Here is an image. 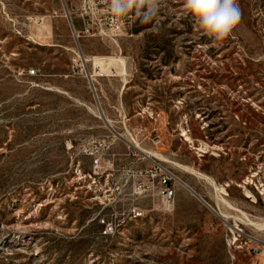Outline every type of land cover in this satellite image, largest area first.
Returning a JSON list of instances; mask_svg holds the SVG:
<instances>
[{"label":"rangeland","instance_id":"1","mask_svg":"<svg viewBox=\"0 0 264 264\" xmlns=\"http://www.w3.org/2000/svg\"><path fill=\"white\" fill-rule=\"evenodd\" d=\"M97 4L0 0V264H264V0L218 46L183 0L158 32ZM144 156L181 180L172 209L134 192Z\"/></svg>","mask_w":264,"mask_h":264},{"label":"clouds","instance_id":"2","mask_svg":"<svg viewBox=\"0 0 264 264\" xmlns=\"http://www.w3.org/2000/svg\"><path fill=\"white\" fill-rule=\"evenodd\" d=\"M90 8L99 10L97 0H88ZM114 22L139 21L151 24V32L160 28L163 0H99ZM183 12L191 16L194 26L217 46L232 35L240 21L238 0H183Z\"/></svg>","mask_w":264,"mask_h":264},{"label":"built area","instance_id":"3","mask_svg":"<svg viewBox=\"0 0 264 264\" xmlns=\"http://www.w3.org/2000/svg\"><path fill=\"white\" fill-rule=\"evenodd\" d=\"M27 75L36 76L38 75V71L36 68H29L27 70ZM117 135L121 136L120 134ZM113 141L114 140L112 139L111 143H107L104 139L95 140L93 142L94 143L93 147H87L84 149V153L90 156L92 159L93 174L98 173L99 169L101 168L102 160L104 159L103 156L106 154L109 145L112 144ZM130 154L134 155L133 152H130ZM112 156H114V154H112ZM145 157H147L150 160V164L144 168H141L138 171L132 169L133 166H130L126 170V173L128 175L127 178L137 179L136 182H133V186L135 188L134 192L136 194H142L143 192L149 189L148 182L144 181L148 179L150 181L152 188L155 187L157 189V195L159 196L161 205L164 207V209L170 210L174 206V202H175V188L172 182H175L176 180L179 181L180 183L182 182L172 173V171L169 168L160 165V163L154 158H150L149 156H144L137 158V160L144 159ZM131 212H141L143 214V211L139 210L138 208H133ZM100 223L102 226L101 233L103 235L106 236L113 233L114 225L112 221L101 219Z\"/></svg>","mask_w":264,"mask_h":264},{"label":"bare ground","instance_id":"4","mask_svg":"<svg viewBox=\"0 0 264 264\" xmlns=\"http://www.w3.org/2000/svg\"><path fill=\"white\" fill-rule=\"evenodd\" d=\"M184 136L186 137V140H191L190 139V137L189 136H187V133L185 132L184 133ZM144 151V150H143ZM150 154V153H149ZM159 157V156H158ZM212 182V184H214V186H215V188H216V190L217 191H219L220 193H224L225 194V189H224V187H218V186H216V184L214 183V181H211ZM222 200L224 201V199L222 198ZM142 213L141 212H138V213H136L135 215H137V216H140ZM220 215L221 216H223V217H226V215L225 214H223V213H221L220 212ZM121 223H124V220H121ZM247 224H250V225H257L255 222H253L252 220H248V222H247ZM233 226H237V222L236 221H234V225ZM113 232H114V229H113Z\"/></svg>","mask_w":264,"mask_h":264},{"label":"crops","instance_id":"5","mask_svg":"<svg viewBox=\"0 0 264 264\" xmlns=\"http://www.w3.org/2000/svg\"><path fill=\"white\" fill-rule=\"evenodd\" d=\"M93 87L95 88V86L93 85ZM95 90H96V88H95ZM94 90V97H95V100H96V103L97 104H100V101H99V97H98V95H97V93H96V91ZM129 166V165H128ZM136 165H133V167H135ZM185 195H187V194H185V192H183L182 190H179V192L177 193V204H178V202L182 199V197L183 196H185ZM218 237V239H220V241H221V243H223V241H222V236L220 235V236H217ZM223 247V249H224V246H222Z\"/></svg>","mask_w":264,"mask_h":264},{"label":"water","instance_id":"6","mask_svg":"<svg viewBox=\"0 0 264 264\" xmlns=\"http://www.w3.org/2000/svg\"><path fill=\"white\" fill-rule=\"evenodd\" d=\"M65 11H66V10H65ZM66 16H67V18H68V22H69V24H70V27H71V29H72V32L74 33V28H73V26H72V23H71L70 17L68 16L67 11H66ZM74 36L77 37L75 33H74ZM80 57H81L82 63H84V62H85V58L81 55V53H80ZM86 76H87V78H88V81H89L90 86L92 87V90L94 91L93 83H92V80H91V76H90V73H89L87 70H86Z\"/></svg>","mask_w":264,"mask_h":264}]
</instances>
